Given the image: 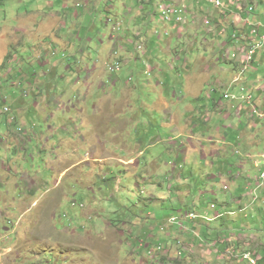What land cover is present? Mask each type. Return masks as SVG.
Wrapping results in <instances>:
<instances>
[{
  "label": "rangeland",
  "instance_id": "obj_1",
  "mask_svg": "<svg viewBox=\"0 0 264 264\" xmlns=\"http://www.w3.org/2000/svg\"><path fill=\"white\" fill-rule=\"evenodd\" d=\"M83 1L0 0V264H264V119L215 106L237 76L222 16L246 3L182 0L185 20L155 28L149 0Z\"/></svg>",
  "mask_w": 264,
  "mask_h": 264
},
{
  "label": "crops",
  "instance_id": "obj_2",
  "mask_svg": "<svg viewBox=\"0 0 264 264\" xmlns=\"http://www.w3.org/2000/svg\"><path fill=\"white\" fill-rule=\"evenodd\" d=\"M165 2H167L166 4H164L165 6H176V7H181V6H184L183 5V1L182 0H164ZM149 2H150V4H152V6H153V11L152 12H149V14L147 15V14H145L144 15V18L147 20V21H149L150 20V22H152V25L153 26H155V28L156 27H158L159 26V24L160 23H163L162 24V26H166V24H165V22L162 20V5H160V6H158V4H157V2H154V3H151V0H149ZM235 2H236V4L235 5H233L232 4V6H230V8L231 7H235V9L236 10H241L243 7H241L242 5H241V3L242 2H245L246 3V5L247 6H261L262 8H264V0H235ZM196 3V2H195ZM92 4V5H91ZM195 5V11H188V12H190V14L192 15V17H193V19H194V21H197V19H199V17H200V15H202L201 13L199 14V16H198V12H197V9L199 8V5L196 3V4H194ZM164 6V7H165ZM80 7H82L83 9H85L86 11H87V13L90 11V8H93V0H84L82 3H81V6ZM79 7V8H80ZM229 8V9H230ZM200 9V8H199ZM132 12V11H131ZM229 13H231V12H227V15L229 14ZM76 15L78 16V13H76ZM227 15H223L222 16V20H223V22H226L229 26H231V25H235V26H238V27H240V26H242V25H245L246 23H248V26H247V31L246 32H244L246 35H248L249 34V24H251V23H253V24H256V22L257 23H263L264 24V21H259L258 19H257V15H255V11H254V15H252V16H249L247 13H245V12H240L239 14H234V15H232L231 17H232V22L231 23H229V21L226 19L227 18ZM242 15H245V17H242ZM259 16V15H258ZM153 18V19H152ZM246 22V23H245ZM172 24H177L175 21H173V22H171ZM245 23V24H244ZM192 25V24H191ZM174 27V26H173ZM182 28V27H181ZM91 27H88L87 28V32L86 33H83V35H81L80 37H77V40L80 42V43H82L83 45H85L86 46V44L88 43V42H91V38H90V32H91ZM263 32V31H262ZM235 34V33H234ZM236 35V34H235ZM237 35L240 37V38H238L237 37ZM237 35H236V37H237V41H239L240 39L241 40H243L242 38H243V35L244 34H240L239 32L237 33ZM139 37V36H138ZM138 37H136V38H138ZM142 37V34L140 35V37L139 38H141ZM54 40H52V42H53V44H58V43H60L59 42V40L56 38V37H54L53 38ZM110 39L111 40H115L117 43H118V41H119V38H111L110 37ZM143 39L144 40H148L147 39V36L145 35V33H144V36H143ZM161 38H159L158 36H157V38L153 41V43H154V45H157V42L160 40ZM138 40V39H137ZM204 40H206V41H209L208 39H204ZM151 40H148V43L150 42ZM119 42H121L122 44H121V46H124V47H126L124 44H123V42L122 41H119ZM154 45L152 44V43H150V44H146V46L148 47V48H150V49H158V48H155L154 47ZM242 45H245L244 43H242L241 42V46ZM71 46V45H70ZM70 46H69V50H71V48H70ZM236 47L238 48L239 46H237L236 45ZM235 47V48H236ZM115 49H118L117 48V46L116 45H114V46H111L110 47V50H107V51H105L104 52V54L98 59V61H100V63H103V62H101V61H104V62H108L109 60H111V59H115L116 60V62L115 63H117V60H118V56H120V54L123 52V51H125V52H128V49H126V48H123V49H120V53H117L116 55L114 54V50ZM138 49H140V47H138ZM53 51H55V50H53ZM56 52V51H55ZM79 52H82L84 55L86 54V50H85V48H83L82 50L80 49L79 50ZM47 54H49V51L48 52H46ZM50 55V54H49ZM43 57H44V52H42L41 54H40V59L42 60L43 59ZM44 64H45V66H47V65H49V62H46V61H42ZM255 63H254V66L252 67V69L246 74V76H245V78H244V83L246 84V86H255L254 84L258 81L257 79H256V75L259 73V72H262V73H264V50L262 51V52H260V53H258V55H257V57H256V59H255V61H254ZM42 63V64H43ZM216 63V62H215ZM104 64V63H103ZM61 65V63H60V60H55L54 61V66H56V67H58V66H60ZM210 65V64H209ZM208 65V66H209ZM208 66L206 67L207 69H208ZM208 70H213V66H211V68L210 69H208ZM90 73V72H89ZM259 81H262L263 83H264V76H262V77H260V79H259ZM214 84V85H213ZM209 85L210 86H215L216 87V89H214V92H217L223 85H222V82L221 81H217V82H209ZM231 87V86H230ZM230 89V88H229ZM228 89V90H229ZM228 90L226 91V93L228 92ZM232 92H237V88H234V89H232ZM195 97L197 96V95H194ZM211 97H213V91L212 90H210L209 92H208V94H206V96L203 98L202 97V95H198L197 97H196V100H198V101H200V100H203V104H213V102L214 101H212V99H211ZM208 98V99H207ZM207 101V102H206ZM209 101V102H208ZM227 101V100H226ZM218 105V106H217ZM215 106H217V109H218V111L220 112H222V114H223V116H225V119H223L224 121H227L228 119H231V118H243V119H245L244 121V123H246V127H249L252 131H256L255 130V128L259 125V124H261L260 122H252L251 123V121L248 119V117H249V115H248V108H246V107H242L241 106V104L240 103H236V102H229L228 104H223L222 102H216L215 101ZM232 109H234V112H235V116H234V114H233V111H232ZM255 120V119H254ZM245 125V124H244ZM215 130H216V132H220V129L219 128H215ZM197 139V141H199V139L198 138H196ZM261 139H264V135H263V137L261 138ZM224 142H227V139L226 138H224L223 140H222V142H221V144H223ZM196 147H198V149L196 150V148L195 147H191L190 148V150H191V152H193V151H196L197 153H199V151H200V148H202L201 146H199V145H196ZM101 151H99L98 152V155H99V158L101 157ZM249 157V156H248ZM131 162H135V161H131ZM132 163V164H133ZM251 168H252V166H251ZM170 190H172V187H171V185H169V187H168V189H167V191L169 192ZM193 222V226H202L200 223H198L197 221L195 222V221H192ZM139 243H142V241L141 242H139ZM141 246H142V244H141ZM156 246V250L155 251H162L161 250V247L159 246V244L158 245H155ZM130 247L131 248H133V246L132 245H130ZM143 247V246H142ZM184 247H185V244H184ZM143 248H146V250H151V245H146V246H144ZM168 252V256H169V251H167ZM148 254H152V252H149ZM171 260V259H170ZM180 261H177V263H179Z\"/></svg>",
  "mask_w": 264,
  "mask_h": 264
},
{
  "label": "clouds",
  "instance_id": "obj_3",
  "mask_svg": "<svg viewBox=\"0 0 264 264\" xmlns=\"http://www.w3.org/2000/svg\"><path fill=\"white\" fill-rule=\"evenodd\" d=\"M197 2L199 1H207L209 4L212 3V5L217 8V9H226V6L220 1V0H195ZM218 3V5H217ZM168 7H172V6H165L164 8H162V20L164 22H166L167 24L175 21L177 24L180 21L185 20L184 18H182L184 11L186 10L185 6H181L180 10H177V16H175L174 14H172V9H168ZM254 10L255 7L254 6H246L245 8H243V10L241 12H245L247 13L249 16L254 15ZM188 12V11H186ZM185 23V21H184ZM186 24V23H185ZM247 26L248 23H246L245 25H242L240 27L235 26V25H231L227 30H221L222 34H226L227 36L226 38L229 39V42L233 41V43H231L230 45H237L239 46L238 48L236 47V54L232 55V59L236 60L237 66H236V70L237 71H233L234 74H237L236 77L233 78L232 82H231V87L228 90L227 93L224 94V100L230 101V102H236V103H240L242 107H246L248 108V115L250 118L253 119H264V109L260 108V106H258V104H260L263 107V103L264 102H260L259 100L257 101L255 98V95L252 94L251 92V88H256L255 86H246V84L244 83V76H246V74L252 69V67L254 66V61L258 55V53L262 52L264 50V24L263 23H257L256 24H249V34L248 39L250 40V42H244V40H239L237 41V37L240 38L237 33L239 32L240 34H244V32H246L247 30ZM263 31V32H262ZM237 37H236V35ZM159 37V36H158ZM160 38V37H159ZM231 40V41H230ZM240 42V43H239ZM241 42L244 43V46H241ZM243 50L242 53L240 52V50ZM253 51L254 53L252 55H250V52ZM241 57H245L248 56L246 60H243ZM250 57V59H249ZM118 65V63H117ZM252 65V66H251ZM116 70H118V68L116 67ZM237 88V92H232V89ZM260 92V91H259ZM263 92H261L262 94ZM249 97V99H248ZM258 103V104H257ZM257 105V106H256ZM254 110H256V114H254ZM264 158V156H262V159ZM263 161V160H262ZM260 164V166L258 165ZM256 164V166H254L256 169H259V176L261 178H264L263 173H264V166L261 163ZM259 166V168H257ZM190 220H195L194 216L192 214H189V218ZM172 222H175V220H173ZM255 260H257L256 258H254ZM248 263V262H247ZM249 264V263H248ZM258 264V263H257Z\"/></svg>",
  "mask_w": 264,
  "mask_h": 264
},
{
  "label": "built area",
  "instance_id": "obj_4",
  "mask_svg": "<svg viewBox=\"0 0 264 264\" xmlns=\"http://www.w3.org/2000/svg\"><path fill=\"white\" fill-rule=\"evenodd\" d=\"M253 53H254V52L251 51V52H250V55H252ZM249 58H250V57H249ZM248 99H249V97H248ZM253 112H254V114L257 113L256 110H254ZM262 165L264 166V158H263V161H262ZM262 176H263V175H262ZM248 258H249V264H252L253 259H251L250 256H248Z\"/></svg>",
  "mask_w": 264,
  "mask_h": 264
},
{
  "label": "bare ground",
  "instance_id": "obj_5",
  "mask_svg": "<svg viewBox=\"0 0 264 264\" xmlns=\"http://www.w3.org/2000/svg\"><path fill=\"white\" fill-rule=\"evenodd\" d=\"M217 5H218V3H217ZM249 59H250V58H249ZM263 176H264V173H263ZM248 256H249V254L244 255V259H245L246 261H249ZM250 258L252 259V257H250ZM252 263L255 264V261L253 260Z\"/></svg>",
  "mask_w": 264,
  "mask_h": 264
}]
</instances>
